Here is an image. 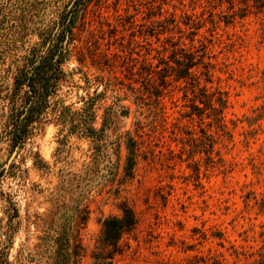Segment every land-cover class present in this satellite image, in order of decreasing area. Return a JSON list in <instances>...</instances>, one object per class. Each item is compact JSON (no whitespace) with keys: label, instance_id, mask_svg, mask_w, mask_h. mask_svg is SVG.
Wrapping results in <instances>:
<instances>
[{"label":"rangeland","instance_id":"374dc122","mask_svg":"<svg viewBox=\"0 0 264 264\" xmlns=\"http://www.w3.org/2000/svg\"><path fill=\"white\" fill-rule=\"evenodd\" d=\"M76 1L0 0V35L24 9L34 14L32 31L5 40L12 49L0 55V248L12 240L9 262L49 264L55 230L70 222L72 264H95L103 221L127 206L138 226L112 264H264V13L226 23L231 10L215 0H88L42 124L15 147L4 125L17 65L44 31L63 39ZM183 56L211 63V83L203 64L192 75L209 95L228 94L232 138L193 78L172 74L162 85L166 64ZM56 108L90 111L96 135L65 126Z\"/></svg>","mask_w":264,"mask_h":264},{"label":"trees","instance_id":"16d2710c","mask_svg":"<svg viewBox=\"0 0 264 264\" xmlns=\"http://www.w3.org/2000/svg\"><path fill=\"white\" fill-rule=\"evenodd\" d=\"M215 1H218L220 4H223V2L228 4V9L231 12L226 15V23H231L235 20V17L243 19L252 13H264V0ZM87 2L88 0H77L74 7L67 13L65 21L62 23L63 29L61 32L63 39L58 38V33L55 32V28L44 31L42 45L32 49L31 53L23 57L20 65H17L14 89L15 99L13 100L10 113L4 125L5 132L15 147L21 146L34 133V130L38 128L35 124L39 126L42 124L41 117L48 109V99L56 95L58 87L62 82V75H64L62 66L68 54L67 45L64 42L71 35L76 14ZM33 15L30 8H27V10L24 9L21 15L18 16L19 23L12 25L7 33L1 34L2 36L0 35V39L4 40L6 48L4 51H0V55L6 56L12 49L8 46L11 43L5 42V40L10 41L12 37L14 39L26 38L32 31L31 19ZM7 20V17L0 19L2 26L0 30L8 29V26L5 27ZM182 59L176 60L174 58L173 63L177 65V68H174L169 63L166 64V74L161 76L162 85H165L167 78L174 74L176 81L193 78L196 87L199 88L201 85L200 76L192 75V69L199 64H203L205 68V72L202 74L206 77V82H212L213 75L210 71V67H212L211 63L200 62L201 60H197V58L192 56H183ZM199 89L202 91L204 98H206V100L201 99L200 101L207 109H210L217 128L224 135L232 138V134L227 130L225 120V112L230 104L228 94L215 90L214 93L209 95L206 87ZM20 97H23L25 104L22 105ZM66 110L69 114L64 116L61 112H57V108L55 109V115L58 113L60 114V118L62 116L65 119L62 122L65 126L70 124L73 131H78L83 127L85 134L92 137L96 135L95 130L88 125L91 123L92 114L90 111L81 115L82 112L72 113L70 109L66 108ZM87 113L89 116H87ZM60 219L62 220L63 216H60ZM137 226V216L127 206L121 208V215L106 218L102 225L99 251L94 256L95 264H112L115 256L122 253L121 240L125 235L132 234ZM55 232L56 234L51 239L52 243L50 246L52 252L49 256V264H72L74 254L71 251L72 226H70V222L65 223L64 226L59 227ZM11 245L12 240L8 239L5 246L0 248V264H11L9 262Z\"/></svg>","mask_w":264,"mask_h":264},{"label":"water","instance_id":"95a60500","mask_svg":"<svg viewBox=\"0 0 264 264\" xmlns=\"http://www.w3.org/2000/svg\"><path fill=\"white\" fill-rule=\"evenodd\" d=\"M15 154H16V153H15ZM15 154L11 157L10 162H11V160L14 158ZM10 162H9V163H10ZM8 166H9V164L6 166V168H8Z\"/></svg>","mask_w":264,"mask_h":264}]
</instances>
